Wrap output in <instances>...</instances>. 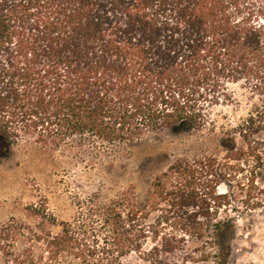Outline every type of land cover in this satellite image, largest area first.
Instances as JSON below:
<instances>
[{
    "label": "trees",
    "instance_id": "obj_1",
    "mask_svg": "<svg viewBox=\"0 0 264 264\" xmlns=\"http://www.w3.org/2000/svg\"><path fill=\"white\" fill-rule=\"evenodd\" d=\"M240 80L264 90V0H0L4 147L198 129L213 106L230 99L227 83ZM212 168L203 160L171 163L151 182L143 211L126 198L89 199L71 220L31 207L36 224L11 219L0 238L30 234L44 244L41 264H55L63 253L92 264L97 251L122 255L149 234H191L209 225L220 234L223 226L209 219L222 204ZM199 181L206 182L202 192ZM0 247L12 264H24Z\"/></svg>",
    "mask_w": 264,
    "mask_h": 264
},
{
    "label": "rangeland",
    "instance_id": "obj_2",
    "mask_svg": "<svg viewBox=\"0 0 264 264\" xmlns=\"http://www.w3.org/2000/svg\"><path fill=\"white\" fill-rule=\"evenodd\" d=\"M226 87L230 99L213 106L198 129H162L130 141L77 135L57 147L21 141L7 148L0 142V226L11 219L34 226L31 207L43 205L71 220L89 199L126 198L143 211L151 182L171 163L203 160L213 164L221 195L222 204L209 215L211 224L223 226L220 234L212 225L191 234H149L141 248L122 255L97 251L92 264H264V90L244 80ZM198 183L202 192L206 182ZM197 198L208 203L204 195ZM29 235L8 234L0 245L24 264H41L44 244ZM163 242L166 247L159 246ZM58 258L55 264H78L67 253ZM0 264H12L1 247Z\"/></svg>",
    "mask_w": 264,
    "mask_h": 264
}]
</instances>
